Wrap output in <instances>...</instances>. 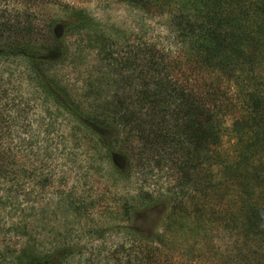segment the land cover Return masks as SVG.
<instances>
[{
	"label": "rangeland",
	"instance_id": "rangeland-1",
	"mask_svg": "<svg viewBox=\"0 0 264 264\" xmlns=\"http://www.w3.org/2000/svg\"><path fill=\"white\" fill-rule=\"evenodd\" d=\"M180 10L171 4L147 12L126 0H0L1 17L31 22L36 45L57 33L49 23H65L64 54L41 67L74 109L106 127L103 136L80 131L75 138H64L77 123L72 114L47 127L44 106H56L43 103L36 87L27 83L21 71L24 59L7 56L5 49L0 53V113L6 115V121L0 117V264H18L14 257L22 249L45 252L65 246L71 253L64 264H134L126 261L124 250L152 243L176 194H189L187 208H192L190 197L199 195L200 201L203 196L204 174L218 178L220 169L242 158L232 123L249 117L247 92L257 88L243 72H190L188 42L175 23ZM4 36L0 49L10 39ZM163 77L199 91L214 83L231 102L230 109L218 114L216 144L204 150L201 164L187 171V184L184 167L178 168L175 160L183 159L182 150L175 152L184 142L165 153L164 130L159 131L164 118L139 112L144 107L140 87L163 82ZM170 118L176 123L179 116ZM78 133L81 138L74 141ZM253 151L248 171L264 176L257 166L264 157V139ZM40 174L50 178L44 187ZM192 218L190 214L187 220ZM205 227L194 234L173 231L170 245L161 248L163 264H264V240L246 239L217 223Z\"/></svg>",
	"mask_w": 264,
	"mask_h": 264
},
{
	"label": "trees",
	"instance_id": "trees-1",
	"mask_svg": "<svg viewBox=\"0 0 264 264\" xmlns=\"http://www.w3.org/2000/svg\"><path fill=\"white\" fill-rule=\"evenodd\" d=\"M126 1L146 9L147 12L153 7L161 8L176 4L181 10L176 15L175 23L179 35L188 42L186 64L191 68L190 72H199L200 69L206 68H217L235 75L243 72L251 76L247 80L252 81L257 88L247 92L249 117L232 123L241 147L238 153L242 158L220 169L218 178L204 174V180L201 182L203 193L201 183L200 188L198 187L203 196L200 201L196 200L199 195L190 197L192 208H187L186 200L189 194L185 196L176 194L177 200L172 202L171 212L162 224V229L153 234L152 243L146 244L147 242L143 241L140 242L143 245L137 247L126 244L130 246L123 253L126 261L133 260L134 264H163L164 260L160 258L161 248L170 245L173 231L199 233L208 223H217L226 230L236 231L235 234H241L246 239L264 240V176L256 169L249 172L247 166L250 154L251 159L256 154L253 148L258 145L259 138L264 139V0ZM4 17L0 15V36L5 38V34L10 39H7V44H2L6 46L1 45L0 53H4L5 49L7 56L24 59L25 64L21 71L27 83L36 87L35 90L39 93L35 94L43 103L49 102L56 106L55 108L44 106L49 116L47 127L52 126L58 117L70 115L72 118L73 115L77 123L71 126V130L64 138H75L76 133L80 131L84 136L87 132L106 135L104 133L106 127L101 125V121L95 116L74 109L73 101L66 93V95L62 93L63 90L55 79L41 67L43 63L57 60L64 54L62 36L67 32L65 23L61 21H54L53 25L49 23V29L56 26L57 33L44 44L36 45L32 42L35 37L32 39L34 29L31 22L11 18L9 14ZM163 78L165 79L163 82L160 80L152 86L143 84L140 87V106L144 107H140L139 112L151 117L160 115L164 118L159 131L164 130L160 136L162 144H165V153L173 147L172 144L179 145L184 142L185 146H178L175 152L177 154L179 150L181 154L182 150L183 159L179 161L180 157H175V160L178 168L184 167L182 178H185L183 182L187 184L191 183V176L187 171L201 164L204 150L216 144L219 138L218 114L230 109L231 102L226 91L219 90L214 83L205 84L207 88L199 91L192 88V85H181L173 79L168 80L169 77ZM19 111L23 113V108ZM171 116H179L176 123H172L171 118L168 119ZM0 117L2 119L4 117L3 121H6L4 113H0ZM248 125H253L256 130H250ZM1 129L0 138L4 136ZM248 136L250 142L246 141ZM80 138L81 135L78 133L74 141ZM243 144L246 147H243ZM110 155L115 156V153ZM257 166L261 167L260 171L264 174V157ZM39 178L43 181L39 182L41 187L46 186L50 180L42 174ZM192 193L195 194L194 191ZM141 194L143 198L147 197L148 193ZM128 210L129 208L124 205L123 212L126 213ZM190 214H193V218L188 221L187 217ZM69 248L71 247L65 246L59 251L46 249L45 252L38 250L25 252L22 249L15 255L14 262L64 264V259L71 253Z\"/></svg>",
	"mask_w": 264,
	"mask_h": 264
}]
</instances>
